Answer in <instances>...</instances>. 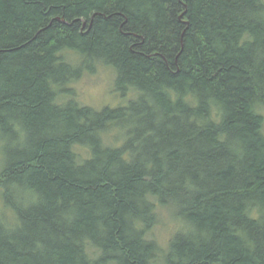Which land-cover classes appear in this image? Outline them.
<instances>
[{
    "label": "trees",
    "instance_id": "obj_1",
    "mask_svg": "<svg viewBox=\"0 0 264 264\" xmlns=\"http://www.w3.org/2000/svg\"><path fill=\"white\" fill-rule=\"evenodd\" d=\"M263 110L264 0H0V264H264Z\"/></svg>",
    "mask_w": 264,
    "mask_h": 264
},
{
    "label": "rangeland",
    "instance_id": "obj_2",
    "mask_svg": "<svg viewBox=\"0 0 264 264\" xmlns=\"http://www.w3.org/2000/svg\"><path fill=\"white\" fill-rule=\"evenodd\" d=\"M115 79L116 75L112 68L98 64L93 72H85L78 80L73 82L72 87L80 103L91 105L98 109L106 105L117 106L127 103L128 97L125 99L121 96V92L117 90ZM22 140H24L22 137L18 138L12 133L4 135L0 132V171L7 164L9 148H17L18 143H22ZM4 203V199L0 197V214L5 211ZM163 215L165 218L153 229V234L160 242L167 244L180 225L178 222H174L171 212L164 211Z\"/></svg>",
    "mask_w": 264,
    "mask_h": 264
}]
</instances>
